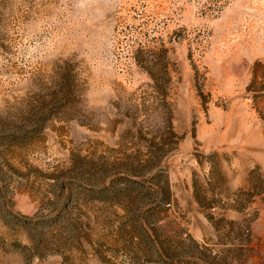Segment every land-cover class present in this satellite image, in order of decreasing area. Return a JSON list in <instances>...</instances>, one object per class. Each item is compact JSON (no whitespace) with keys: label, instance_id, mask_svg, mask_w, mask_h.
<instances>
[{"label":"rangeland","instance_id":"374dc122","mask_svg":"<svg viewBox=\"0 0 264 264\" xmlns=\"http://www.w3.org/2000/svg\"><path fill=\"white\" fill-rule=\"evenodd\" d=\"M0 264H264V0H0Z\"/></svg>","mask_w":264,"mask_h":264}]
</instances>
